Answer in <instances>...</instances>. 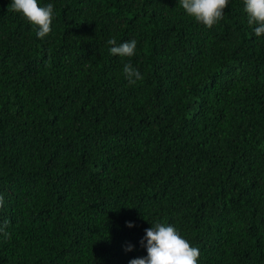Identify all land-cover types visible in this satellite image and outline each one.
I'll return each instance as SVG.
<instances>
[{
    "label": "trees",
    "instance_id": "trees-1",
    "mask_svg": "<svg viewBox=\"0 0 264 264\" xmlns=\"http://www.w3.org/2000/svg\"><path fill=\"white\" fill-rule=\"evenodd\" d=\"M11 2L0 264H129L158 222L198 264H264V36L243 0L211 28L179 0H38L54 6L44 38ZM109 39L136 54H110ZM125 63L143 78L130 84Z\"/></svg>",
    "mask_w": 264,
    "mask_h": 264
},
{
    "label": "clouds",
    "instance_id": "clouds-1",
    "mask_svg": "<svg viewBox=\"0 0 264 264\" xmlns=\"http://www.w3.org/2000/svg\"><path fill=\"white\" fill-rule=\"evenodd\" d=\"M179 2L188 16L208 28L223 19L224 10L229 4V0H179ZM243 4L248 25L254 26V35L264 36V0H243ZM10 10L19 13L27 22L37 26L36 35L39 38L50 34L55 15L53 4L40 6L38 0H12ZM107 43L112 45L109 52L114 56L130 58L136 54L137 42L134 39L118 46L115 39H109ZM123 73L130 84L143 78L131 63L124 64ZM4 203V196L0 194V208H3ZM8 223L7 220L0 223V233L10 238V234L5 230ZM127 226L133 227V224L129 222ZM140 243L146 248L147 255L132 259L129 264H198L199 249L192 247L172 225L158 222L145 229V236ZM131 250L132 246L128 245L126 251Z\"/></svg>",
    "mask_w": 264,
    "mask_h": 264
}]
</instances>
